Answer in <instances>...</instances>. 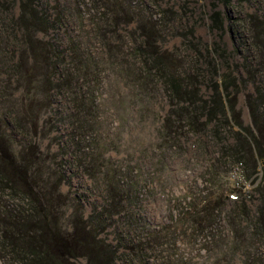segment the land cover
Returning a JSON list of instances; mask_svg holds the SVG:
<instances>
[{
	"label": "rangeland",
	"instance_id": "1",
	"mask_svg": "<svg viewBox=\"0 0 264 264\" xmlns=\"http://www.w3.org/2000/svg\"><path fill=\"white\" fill-rule=\"evenodd\" d=\"M33 1L46 32L29 16L22 21L23 0H0V150L33 172L31 189L52 226L78 236L82 220L100 222L92 236L116 249L115 264H264L261 167L254 175L252 159L235 154L237 128L210 123L196 114L205 104L192 109L170 95L173 75L210 102L227 72L216 49L237 80L258 49L251 18L264 21V0ZM241 90L250 127L244 95L252 89ZM237 168L252 188L230 202L245 193ZM216 201L211 217L205 207ZM2 205L28 203L3 191ZM11 250L0 234V264L17 259Z\"/></svg>",
	"mask_w": 264,
	"mask_h": 264
},
{
	"label": "trees",
	"instance_id": "2",
	"mask_svg": "<svg viewBox=\"0 0 264 264\" xmlns=\"http://www.w3.org/2000/svg\"><path fill=\"white\" fill-rule=\"evenodd\" d=\"M21 11L24 17L22 21L26 16H29L33 28H39L40 31L38 32H46L44 26H50V24L43 21V15L41 16L42 13L37 11L33 0H23ZM214 21L216 22L217 19L214 18ZM251 21L253 26L252 39L258 48L255 57L258 59L255 57L247 59L242 70H238L237 80H234L230 75V73L233 74L230 66L231 58L216 49L214 59H220L223 62V66L220 67L227 70V72L221 75L219 82L217 81L214 86L212 85L213 98L211 101L198 99L197 93L190 91L189 88L192 86L188 82L183 79L182 81L175 79L173 75L171 77L170 95L173 100L186 102L192 109L200 104H205L199 111H196L200 118L205 117L210 123L213 121H226L229 125L238 129L235 132V147L237 150L235 154L247 155L252 159L254 175L258 173V167H261L263 187L258 189L264 197V58L260 54V52L264 54V21L258 20L255 16L251 18ZM142 30L149 41L150 37L147 35L146 25H141ZM238 48L240 49V47ZM32 50L36 56L40 52L35 46ZM156 58L158 68L160 67L161 70L166 71L168 61H165L164 57L157 56ZM259 66L263 68L259 70ZM240 86L246 88L251 86L252 89L251 92L248 91L244 95L245 104L251 117L250 127L243 124L241 111L238 107V99L242 95ZM168 129H170L169 126ZM247 139H250V141ZM250 144L254 146V149ZM4 145L5 143L0 142V149ZM2 149L0 150V193L3 191L10 192L15 194L18 199L28 203L27 208L24 207L23 210L19 207L10 208L3 205L0 208L2 241L9 244L12 248L10 253L17 258L9 259L7 264H66V261H73L82 256L87 257L89 264H115V259H118L116 249L113 250L112 246L107 245L106 241L99 237L100 234H96L95 237L92 236L93 230L97 229L100 222L93 219H91L93 220L91 223L88 220H82V232L78 236V233L65 236L60 227L56 228L57 223L52 226L54 223L53 217L47 213L42 198L39 197L38 191L34 190L35 187L31 189L33 172L31 170L28 172V169L23 167L13 150ZM237 157L239 158L238 162L247 163L244 159H240V156ZM113 197L114 201L116 199L117 202L116 207L120 208L117 214L124 213L122 211L124 201L120 202L123 197L118 193ZM220 200H223L222 196ZM217 202L220 203V201H216L213 208H211L212 205L205 207L206 212L210 213L211 217H215L217 210L221 207L215 205ZM236 207L245 209L246 204L243 203V205H237ZM51 228H53L52 232H50ZM11 234L15 236L13 239H11ZM76 237L79 238L74 241ZM91 239L97 240L100 244L92 243ZM67 243H71L70 246Z\"/></svg>",
	"mask_w": 264,
	"mask_h": 264
},
{
	"label": "built area",
	"instance_id": "3",
	"mask_svg": "<svg viewBox=\"0 0 264 264\" xmlns=\"http://www.w3.org/2000/svg\"><path fill=\"white\" fill-rule=\"evenodd\" d=\"M239 166H242V164H240ZM235 175V177L238 179V180H241L242 182V185L241 183H237V189H240L242 187V189L245 191V193H242L240 191H235L233 193H231L230 195H228V198L230 199L231 202H236V201H239L241 197V194L244 195H247V193L250 191L251 192V183H248V181H246L243 173H241L239 171V168H237V170L233 173ZM248 197V196H245V198ZM251 197V196H250Z\"/></svg>",
	"mask_w": 264,
	"mask_h": 264
},
{
	"label": "clouds",
	"instance_id": "4",
	"mask_svg": "<svg viewBox=\"0 0 264 264\" xmlns=\"http://www.w3.org/2000/svg\"><path fill=\"white\" fill-rule=\"evenodd\" d=\"M229 201H230V199H229ZM231 202V201H230Z\"/></svg>",
	"mask_w": 264,
	"mask_h": 264
}]
</instances>
